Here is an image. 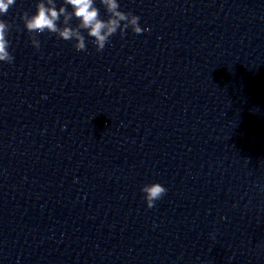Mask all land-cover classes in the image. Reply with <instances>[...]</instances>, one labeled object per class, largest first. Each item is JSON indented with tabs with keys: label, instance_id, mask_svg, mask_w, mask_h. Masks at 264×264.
<instances>
[{
	"label": "water",
	"instance_id": "water-1",
	"mask_svg": "<svg viewBox=\"0 0 264 264\" xmlns=\"http://www.w3.org/2000/svg\"><path fill=\"white\" fill-rule=\"evenodd\" d=\"M36 3L2 17L0 264H264V0H120L142 34L102 52L34 49Z\"/></svg>",
	"mask_w": 264,
	"mask_h": 264
},
{
	"label": "clouds",
	"instance_id": "clouds-1",
	"mask_svg": "<svg viewBox=\"0 0 264 264\" xmlns=\"http://www.w3.org/2000/svg\"><path fill=\"white\" fill-rule=\"evenodd\" d=\"M16 4V0H0V64H11L8 39L11 24L2 17ZM103 10V14L101 13ZM24 29L32 34L31 46L39 50L41 41L37 36L47 32L65 42H73L78 52L86 50V36L97 52H102L117 34L124 37L127 31L142 34L140 18L131 12L121 10L120 0H37L34 14L21 15ZM73 21H76L73 25ZM146 207L151 209L167 192L160 183L145 184L140 189ZM214 238V237H213Z\"/></svg>",
	"mask_w": 264,
	"mask_h": 264
}]
</instances>
